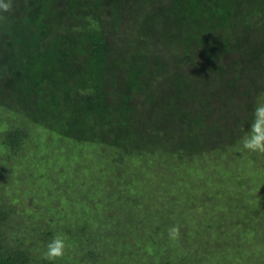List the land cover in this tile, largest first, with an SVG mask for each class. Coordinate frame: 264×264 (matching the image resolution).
I'll list each match as a JSON object with an SVG mask.
<instances>
[{
    "label": "trees",
    "instance_id": "1",
    "mask_svg": "<svg viewBox=\"0 0 264 264\" xmlns=\"http://www.w3.org/2000/svg\"><path fill=\"white\" fill-rule=\"evenodd\" d=\"M20 2H22L23 8L26 9L25 11L36 15V26H38V31L36 30L35 32L36 44L34 43L35 39L30 46V41H26V45L24 41L19 43L21 44L19 48H32L31 56H25L21 51L18 53L14 51L13 54L10 53L6 57L11 62L6 68L8 70L11 69L10 74L13 75L12 78L17 79L18 85L12 84L13 89L8 91V93H4L0 88V119L4 120L2 116V111H5L4 104L9 108L14 101V98H11L9 95L16 94V91L18 94H22V96L25 94L26 98L34 96L35 94L33 93H36L37 98L38 93H40V98H38L36 108L33 109L32 117L31 108H29L28 119L20 115L23 119L25 118L23 123L13 120H8V124L7 122L6 124L4 123L7 128L0 135V153L5 154L6 152V154L3 156L0 154V156L7 160L21 157L20 151L24 146L29 145L25 143L29 135L32 134L29 128L26 129L29 121L30 126L33 124L35 128L39 130L43 129L47 134L50 133L51 137H56L58 139L57 142H61L60 146H62L63 141H67L70 144V149L66 148V155L61 156V165L64 167V170L62 169L63 180L59 179L61 188L58 192L60 195L57 196L58 199L61 198L63 201H66V188L73 185L72 181L74 179H71L73 171L67 173L65 171L72 168L76 159L81 160L83 158L85 160V153L90 154L89 158H96L95 161H99L100 163H98L101 167L99 169L100 172L96 169L99 174L95 175L93 179L99 180L102 178L100 181L103 180L104 182L102 191L105 194L95 202L94 208L93 206H89V208L93 209L94 213H98L93 214V217L89 221L81 223L79 221L77 224H72L67 220L63 222L57 221L56 230L49 227L46 231H42L41 227H31L33 225L32 222L23 220H18L15 227L17 230L10 227L12 225L10 221L17 215L16 210L19 211L18 202H14V196L11 195L9 197L6 195L7 192L0 191V264H139V262L140 264H169L170 260L167 258L166 262L163 259H159L157 262L156 257H154V260H147L144 263L139 261V256H136V245L138 242L132 241L136 237L139 238V235L133 236L136 233L132 231L131 222H129L134 219L125 218L124 214L122 215L123 212L120 213L121 210L115 211L112 206L117 200L112 203L111 198L120 200V203L130 201L127 190L130 191L135 186L134 193L137 194L141 192L143 186L145 188L150 187L148 186L149 184L144 183L145 180L149 181L146 178L143 182L142 180L140 183L136 182L137 184L131 188L132 183H135L139 179L140 174H142L141 170L144 165L150 162L156 165L158 161L164 159L166 162L172 163L173 167L172 161L177 163L178 159L181 158V160L184 159L183 164L187 165L192 160L200 158L208 150L211 153L214 150H222L221 145H225L224 148H230L233 143H238V138L243 137L240 134H231L233 138L230 141L227 134V139L216 140V136L227 129L222 128V126L213 128L209 125V119L217 109L212 105V101H210L212 99L211 95H213L211 89L217 86V91L223 90L225 95L228 96V103H230L228 99L231 98L240 108L238 109L239 111L244 112L246 110L247 107L242 109L243 104L241 102L243 100H237L235 95H243L244 97L245 84H247L246 77L249 78L248 83L250 84L260 81L255 76L259 75L261 68L264 67V39H262L264 35V0H171L167 3L169 6L167 4L164 6L165 8L169 7L168 10L166 9L167 12L164 17L172 15L171 11L174 14L178 12L175 25H179L180 22L181 26L179 28L182 30L178 33L177 42L173 40L176 38L170 37V35L175 37L173 34L176 32L168 34L160 23L153 34V43L147 40V44H140L137 48L135 47L137 43L134 45V41H130L135 51L127 49L126 53H118V56L113 57L114 59L110 55L113 50L107 46V40L103 33H101V30L97 28L96 23H93V19H86V21L93 24L88 27V23H83L84 26H87L86 30L80 32L78 37H75L77 44L81 47L82 59H85L84 70L72 82L73 86L71 88L75 90L71 97L67 96L62 100L59 98L60 93L57 92L58 95H56L52 91L48 92V94H51L49 99H45L50 102L43 101L46 93L39 92L37 87H43L44 82H48V80L53 78L52 69L57 70L56 64L65 54V49L68 48L67 45L69 43L74 45V42L67 38L66 29L64 28L62 29L63 34H61L64 37L63 47L60 44L56 45L57 48H61L58 51L64 50L60 53H57L58 51L53 52V50H56V47L52 46L51 42H53L52 39L57 37L47 35L46 29L51 24V20L47 17L46 13L55 0H21ZM184 2L187 8L182 12L179 7ZM144 3L145 0H140V9H143ZM15 10L16 8L14 7V12ZM197 11H200V13H197ZM86 13H89L88 16L93 18V10L88 9ZM143 14L147 16V20L143 24H147L148 27L151 26V19L163 18L156 17L149 9ZM17 15L18 18H23L20 16L22 15V11L17 10ZM137 16L138 14L135 17L137 18ZM188 16L191 19L187 23ZM230 16L232 18L231 21L228 20ZM8 17L11 18L10 13L0 14V29L1 26H6L7 23L4 21L5 18L9 20ZM115 17V15H112L111 20H113L115 28L119 29L122 23L118 22V19L116 20L117 17ZM14 22V18H11L8 24ZM24 22L26 23V21ZM257 24L258 26L256 27ZM142 29L146 28L143 27ZM12 31L15 32L14 29L9 30V32ZM83 37L85 40H83ZM155 38L162 39V44ZM169 38H172V43L168 41ZM2 41L4 42L3 39ZM178 44H180L179 51L175 48ZM233 44H235L233 48L236 49V52L232 57L231 64L230 62L226 63L225 54L229 52ZM193 46L199 49L198 53L193 52ZM4 48L8 49L7 47ZM158 49H170L163 53L166 60L168 58L169 60L160 64L157 61ZM180 50H183L184 54H180ZM3 52L5 55L8 53L7 50ZM252 55L257 56L258 60L256 62L249 58ZM30 61L36 64L33 71L29 67ZM186 64L191 66L185 69ZM118 65L125 69L124 74L116 73L117 69L115 67ZM207 65L209 66L207 67ZM206 76L210 80H213L211 84L215 86L210 87L204 82V77ZM35 78L36 85L33 83ZM240 78L241 80L243 79L244 84L240 83ZM156 79L161 80V82L163 80L169 88L171 86L175 87V90L171 91L172 95H170V99H168L172 102H174L179 91H182V98L185 101L187 98L201 101L197 103V107L196 105L193 106L195 108L193 114L192 110L188 109V106L187 110L183 112V122H179V128L182 129V136L179 139L182 141L177 144L172 143V140H169L170 138L164 137L154 143L150 141V144H138L133 134L131 135L128 124L121 123L120 121L121 116L126 114L129 106L130 109H132L131 106L133 107L132 112L135 115V112L139 111V107L145 106V104L150 105L151 102L149 98L145 99L146 93H143V91L153 90L152 85ZM198 89L202 91V97L200 98L193 95V92ZM118 90L126 91L124 96L127 99L125 101L119 96L121 104L117 100ZM26 91H28V94ZM53 94L56 99L53 97ZM6 98H9L11 102L7 101ZM143 101L145 102L142 103ZM118 105L121 106L118 107ZM13 106L19 109V106L16 104ZM189 107L192 109V106ZM36 109L40 115H36ZM22 110L25 112L24 114L28 111L27 107ZM184 119L190 120L189 122H185ZM250 121L246 123L247 126ZM207 136L208 138L205 142L204 139ZM210 136H213V138ZM42 147L45 146L42 145ZM91 147H100L101 151H99V148H96V150L90 149L89 151ZM49 148L50 146L42 150L48 152ZM94 152L95 156L92 157L91 153ZM39 153L44 154L43 152ZM116 154L119 158L126 157V160L130 161L129 167L126 165V162L121 163L119 161L109 166L104 164L102 167L104 160H108L109 156H116ZM92 163L97 164L96 162ZM136 164L140 167H137ZM196 170L198 169L196 168L193 172ZM8 171L4 170V172L9 173ZM148 171L154 174L157 168H148ZM46 178L51 180V177L46 176L44 181H46ZM6 182L9 185V181ZM6 182L4 183L7 186ZM50 184H52V187L48 190L47 194H44V201L48 202L44 207L45 214L49 217L52 216L54 220L57 218L60 221L63 212L59 210L54 213L55 208L52 206L55 205L57 198H55L56 193L54 189L56 183L51 180ZM171 184L169 183L167 186L169 190L173 188ZM152 188L155 189L154 186ZM161 190L163 189H158L156 192L160 193ZM26 192L24 190L22 194L24 195L25 193L26 195ZM94 192L89 191L87 195L96 198L97 196ZM156 192L153 194H157ZM68 195L71 198V194L69 193ZM147 196L149 194L145 195V197ZM101 200H105V202L111 200V203L102 205ZM147 202L150 203V199ZM138 204L135 202V204H131L130 206V209L134 207V210L138 211L139 216H137V219L142 217L146 209L143 202L141 205L139 204V207ZM109 206H111L110 210H113V215L107 211ZM208 211H210V208ZM157 212V215L153 214L156 220H151L150 224L146 227V230L153 227L150 230L151 234L147 238L148 244L150 243L149 245L152 250L163 252L162 254L165 253L166 257L174 255L171 258L177 264L184 263L185 259L188 258L187 252H181L179 243L173 242L168 238V229H163L166 220L161 216V212L158 210ZM52 213L54 214L51 215ZM148 214L149 212L147 211L144 215L147 216ZM65 215L67 216V212ZM94 217H99L101 222H95ZM59 229L63 233H59ZM139 232L140 230L137 234ZM57 234H62L66 237L68 248L62 259L48 261L44 259L43 253L46 251L47 242L50 241L49 238L52 239ZM129 234H132L131 237L124 239ZM27 235L30 236L29 239ZM34 237L36 241H34ZM40 241L45 242L44 245ZM141 244L144 243L142 242ZM71 246L76 247L75 251L69 250ZM242 250L238 254V258H243L242 255L243 253L245 255V252L247 253L246 255H253V252L247 250V248L246 251L242 252ZM106 251L114 252H109L111 254L108 256V254H105ZM216 254L215 251V254L211 253L209 256L214 255V260ZM226 260L225 264H230L232 257L227 256ZM185 263L187 264V261ZM188 264H213V262L212 260L208 261L206 258H199L197 261H191ZM217 264H224L223 260Z\"/></svg>",
    "mask_w": 264,
    "mask_h": 264
},
{
    "label": "rangeland",
    "instance_id": "2",
    "mask_svg": "<svg viewBox=\"0 0 264 264\" xmlns=\"http://www.w3.org/2000/svg\"><path fill=\"white\" fill-rule=\"evenodd\" d=\"M20 1L21 0H14V7L16 10L10 13L11 18H14L15 22L8 24L11 18L8 17L9 20L5 18L4 22L7 24L5 23L6 26H1L0 29V88L4 93H8V91L13 89L11 86L12 84L18 85L17 79L12 78L13 75L10 74L11 69L8 70V68H6V66L11 64L10 60L6 59V57L10 53L13 54L14 51L17 53L21 51L25 56H31L32 48H19V45H21L19 43L24 41L26 45V41H30V46L35 39L34 43L36 44L35 32L36 30L38 31V26H36V15L29 11H25L26 9L23 8V4H21L22 2ZM170 1L171 0H145L143 9H140V0H55L46 13L47 17L51 20V24L46 29L47 35L50 37H57L52 39L53 42H51V45L56 47L57 44H60V46L63 47L64 37L61 34H63L62 29L64 28L66 29L67 38L73 41L74 45L71 43L67 45L68 48L65 49V54L56 64L57 70L52 69L51 71L53 78L48 80V82H44L43 87H37L39 92L46 93L43 101L50 102L45 99H49L51 94H48V92L52 91H54L56 95L60 93L59 98L62 100H64V97H71L73 95L75 89L71 88L73 86L72 82H74L77 75L83 72L85 61V59H82L83 54L81 53V47L77 44L75 37H78L80 32L86 30L87 26L83 25L85 22L88 23V27L96 23L97 28L101 30V33H103L107 40V46L111 47L113 50L110 53L112 58L118 56V53H126L127 49H133L135 51L130 41H134V45L137 43L135 45L137 48L140 44H145L147 40L153 43V34L160 23L164 26L168 34L170 32H176L173 34L175 37L172 35H170V37L176 38L173 40L177 42V38L179 37L178 33L182 30L179 28L181 26L180 22L179 25H175L178 12L174 14L171 11L170 13H172V15L164 17L167 12L166 9H169V7L165 8L164 6ZM146 6L148 7L145 8ZM167 6H169V4H167ZM179 8L182 12L185 11L187 8L185 2L180 5ZM88 9L94 11L93 18L88 16L89 13H86ZM148 9L152 14L154 13L156 17H163L160 19H151L150 27H148L147 24H143L147 20V16L143 13ZM17 10L22 11V15L20 16L23 18H18ZM142 11L144 12L142 13ZM197 13H200V11H197ZM137 14L138 16L136 18L135 16ZM112 15H115L117 17H115L116 20L118 19L117 21L122 23L121 26L119 25V29L115 28L112 22L113 20H111ZM86 19H93V23L86 21ZM190 19L191 18L188 16L187 23ZM231 19L230 16L228 20L231 21ZM24 21H26V23ZM257 26L258 24L256 27ZM143 27L146 29H142ZM8 28L9 30L14 29L15 32H9ZM172 38L168 39L170 43H172ZM155 39L162 44V39ZM262 39H264V35ZM79 40L81 39L79 38ZM83 40H85L84 37ZM234 46L235 44H233L229 52L225 54L226 63L230 62L231 64V60H233L232 57L236 52V49L233 48ZM175 48L179 51L180 44ZM60 49L56 47V50H53V52H57ZM5 50L8 51L6 55L3 52ZM63 50L64 49L61 51ZM169 50L170 49H158L157 52H159V54L157 56V61L160 64L169 60V58L166 60L163 54ZM192 50L195 53L199 51L196 46H193ZM182 51L183 50H180V54H184ZM249 58L254 62L258 60L256 55H252ZM203 64L206 65L205 63ZM35 65L36 64L30 61L29 67L32 71L35 69ZM189 66L191 65L186 64L184 68L187 69ZM208 66L209 65H207V67ZM115 68L117 69V74H124L125 69L122 66L118 65ZM255 77L260 79V81H257L255 84L248 83L249 78L246 77L247 84H245L244 97L243 95H235L237 100H243L241 102L243 104L242 109L247 107L244 112L238 110L240 108L231 98L228 99L230 102L228 103V96L225 95L224 91H217V86L211 84L213 80H210L207 76L204 77V82L208 86H215L211 89L213 95H211L212 99L210 101H212V105L217 109L211 115L209 125L213 128L222 126V128L227 129L223 130L221 134H218L216 140L222 138L227 139L228 134V140L230 139L231 141L233 138L231 134H240L244 136L248 131L252 122L251 119L253 118L254 108L258 102H264V67L261 68L260 74ZM33 83L36 85V78ZM240 83L244 84L243 79ZM152 87L154 88L153 90L143 91V93H146L145 99L147 100L149 98L151 102L150 105L145 104V106L139 107V111L135 112V115L132 112L133 107L131 106L132 109H130L129 106L126 114L121 116L120 121L121 123L128 124L131 135L133 134L138 144H150V141L154 143L163 137L167 139L170 138L169 140H172V143L177 144L182 141L179 139L182 136V129L179 128V122H183V112L187 110L188 106V109L192 110L193 114L195 109L193 106L196 105L197 107V103L201 101L190 100L187 97L188 100L186 99L185 101L184 98H182V91H179L176 95L174 102L168 100L170 99V95H172L171 91H174L175 87H167L163 80L161 82V80L156 79ZM26 93L28 94V91H26ZM201 93L202 91L198 89L193 92V95L200 98L202 97ZM33 94L35 95L28 97L31 101L25 97V94L22 96V94H18L17 91L16 94L9 95L11 98H14V101L9 108L4 104L5 111H2L4 120L0 119V135L4 132L5 128H7L4 123L6 124L8 120L23 123L25 118L23 119L20 115L28 119L29 108H31V117L33 116V109L36 108L40 93H38L37 98L36 93ZM54 94L53 97L55 98ZM125 94L126 91L118 90L117 100L119 103V96L122 97L124 101L127 99V97L124 96ZM6 100L11 102L9 98H6ZM144 102L145 101L142 103ZM15 104L19 106V109L13 106ZM120 106L121 105H118V107ZM189 106H192V109ZM26 107L28 110L26 113L27 115L24 114L25 112L22 110L23 108L26 109ZM113 107L115 108V106ZM36 115H40L37 109ZM33 118L36 120L35 117ZM184 120L185 122H189L190 119ZM248 121H250V123L247 126L246 123ZM28 124L30 126L29 121ZM28 124L26 125V129L29 128L32 134L29 135L25 143L29 145L24 146L20 151L21 157L7 160L0 156V191L7 192L6 195L9 197H11V195L14 196V202H18L17 205L19 208V211L16 210L17 215L10 221L13 225H10V227L17 230L15 227L17 226L18 220H23L32 222L33 225H31V227L39 226L42 231H46L49 227L56 230L57 221L63 222L67 220L72 224H77L79 221L80 223L89 221V219L93 217V214H98L96 212L94 213L93 209L89 208V206H93L94 208L95 202L105 194V192L103 193L102 191L104 182L103 180L100 181L102 178L100 177L101 179L99 180L93 179V177L100 172L99 169L101 167L99 166V161H95L96 158H89L90 154L88 155L87 153H85V160H83V158L81 160L76 159L72 168L65 171L66 173L73 171L71 179H74L72 181L73 185L66 188V201H63L61 198L58 199L57 196H60L58 192L61 188L59 179L61 181L63 180L62 171L64 170V167L61 165V156L66 155V150L70 149V144L67 141H63L62 146H60L61 142L58 143L56 137H51L50 133L47 134L43 129L39 130L35 128L33 124L29 127ZM245 129L246 131H244ZM210 137L213 138V136ZM207 138L208 136L204 139L205 142ZM242 138L243 137L238 138V143H233L230 148H224L225 145H221L222 150H214L212 153L208 150L204 155H201L200 158L192 160L193 163L190 162L187 163V165L183 164L184 159L181 160V158L178 159L177 163L172 161L174 164L173 167L172 163H168L164 159L158 161L156 165L150 162L144 165L141 170L142 174H140L139 179L136 180L135 183H132L131 188L137 183H140L141 180L143 182L146 178L149 181L145 180L144 183L149 184L148 186L150 187L145 188L143 186L141 192L137 194L134 193L135 186L130 191L127 190L130 201L120 203V200L111 198L113 201L112 203L117 200L112 206L115 211L121 210L120 213L123 212L122 215L124 214L125 218L129 217L130 219H134L129 221L131 222L130 226H132V231L136 233L133 234V236L139 235V238L136 237L132 241L135 243L138 242L136 245V256H139L138 259L141 263L147 262V260L152 261L154 257H156L157 262L159 259H163L165 262L169 259V264H177V262L171 258L174 255L166 257L165 253L162 254L163 252L152 250L149 245L150 243L148 244L149 241L147 238L148 235L151 234L150 230H152L153 227L148 230H146V227L150 224L151 220H156L154 215H157L158 210L161 212V216L166 220L163 229H169L174 225L180 227L181 238L178 245L180 246L181 252H187L188 258L185 259L187 264L191 263V261H197L199 258H206L208 261L212 260L213 264H217L223 260L225 264L227 262V256L232 257L230 264H264V154L245 150L242 146ZM42 145L45 147H42ZM48 146H50L48 152H44L42 149L48 148ZM96 148H99V151H101L100 147ZM96 148L91 147L89 151L90 149L96 150ZM39 152H43L44 154ZM0 154L3 156L6 152L5 154ZM94 154L95 152L91 153L92 157L95 156ZM43 155H45V157H43ZM117 161L121 163L126 162L128 167L130 165V161H127L126 157L119 158L116 154V156H109L108 160H104L105 163H102V167L104 164L108 166L113 165ZM92 162L99 164H93ZM136 166L140 167L137 164ZM148 168H157V171L153 174L151 171H148ZM196 168L198 170L193 172ZM96 169H98L99 172ZM4 170H9V173L4 172ZM100 174L102 175V173ZM46 176L51 177L52 182L56 183L54 189L56 193L55 198H57L55 205L52 206L55 208L54 213L59 210L63 212L60 221L57 218L55 221L52 216L49 217L45 214L44 207L48 202H46V200L44 201V194H47L48 190L52 187L50 179L46 178V181H44ZM155 179L156 181H154ZM113 180L115 181V179ZM6 181H9V185ZM4 182H6L7 186ZM167 183H172L171 185L173 188L171 190L168 189ZM153 186L155 189L152 188ZM158 189L163 190L157 193L156 191H158ZM24 190L25 192L27 190L26 195L25 193L24 195L22 194ZM89 191H95L94 193H96L95 195L97 197L92 198L88 196L87 194ZM154 192L157 194H153ZM69 193L71 194V198L68 195ZM147 194H149V196L145 197ZM149 199L150 203L147 202ZM111 200H107L106 202L105 200H101L100 202L102 205H107L111 203ZM135 202L140 205L143 202L146 206L144 214H146L147 211L149 214L147 216L143 214L141 218L137 219V216H139L137 213L138 211L136 209L134 210V207L131 208L132 210L130 209L131 204L133 205ZM139 204L138 207L140 206ZM158 204L159 206H157ZM110 208L111 206L107 208V211L113 215V210H110ZM209 208L210 211H208ZM66 212L67 216L65 215ZM69 213H71V215H69ZM94 219L95 222H101L99 217H94ZM139 230L140 232L137 234ZM59 233L63 232L59 229ZM131 235L132 234H129L124 239H129ZM29 237L30 236L27 235L28 239ZM49 239L51 240V238ZM34 241H36V239ZM40 242L43 245L45 243L43 241ZM142 242L144 244H141ZM75 248L71 246L69 250L73 252ZM246 248L247 250H251L253 255H246L247 253L245 252V255L244 253L242 255L243 258H238L240 251L242 249H244L242 252L246 251ZM215 251L217 254L213 260L214 255H209L211 253L215 254ZM109 252L112 253L114 251H106L105 254L109 256L111 254ZM185 262H182V264H186Z\"/></svg>",
    "mask_w": 264,
    "mask_h": 264
},
{
    "label": "clouds",
    "instance_id": "3",
    "mask_svg": "<svg viewBox=\"0 0 264 264\" xmlns=\"http://www.w3.org/2000/svg\"><path fill=\"white\" fill-rule=\"evenodd\" d=\"M13 11L14 0H0V14ZM242 146L249 152L264 154V102H258L254 108L252 122L242 138ZM168 238L173 242H179L181 238L180 227L175 225L170 227ZM67 247L66 237L57 234L48 242L43 257L48 261L62 259Z\"/></svg>",
    "mask_w": 264,
    "mask_h": 264
}]
</instances>
